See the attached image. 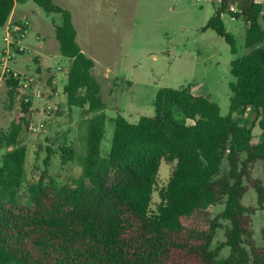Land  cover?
<instances>
[{
	"label": "trees",
	"instance_id": "trees-1",
	"mask_svg": "<svg viewBox=\"0 0 264 264\" xmlns=\"http://www.w3.org/2000/svg\"><path fill=\"white\" fill-rule=\"evenodd\" d=\"M26 1L0 0V32ZM32 1L61 17L55 37L61 55L71 61L64 86L67 104L99 112L95 62L77 42L71 12L53 0ZM225 14L244 21L247 50L231 63L236 81L230 85L227 116L199 87L163 88L153 117L135 123L121 115L112 119V148L104 156L105 117L97 114L89 124L83 177L74 186H61L45 170L28 188L30 205L19 200L28 155L19 138L23 126H29L32 104L21 105L10 131L0 130V146L12 148L0 165V264H264V248L253 238L257 209L243 204L252 188L264 211V183L253 176L254 165L264 162V132L259 143L253 141L256 120L264 130V5L220 0L204 28L215 31L237 55ZM21 78L13 71L5 79L11 102ZM173 108L182 111L184 123L173 118ZM250 115H255L251 125L243 122ZM74 157L72 148L61 147L63 165ZM163 162L173 169L161 187L157 175ZM44 163L48 168L50 155ZM219 204L224 210L214 217ZM220 219L229 222L222 246L229 248L227 257H220L221 248H211Z\"/></svg>",
	"mask_w": 264,
	"mask_h": 264
},
{
	"label": "rangeland",
	"instance_id": "rangeland-1",
	"mask_svg": "<svg viewBox=\"0 0 264 264\" xmlns=\"http://www.w3.org/2000/svg\"><path fill=\"white\" fill-rule=\"evenodd\" d=\"M264 5V0H257ZM69 10L77 31V42L85 55L95 62L92 71L99 87V112L70 107L64 95L71 61L60 53L55 28L61 17L48 14L32 0L19 4L17 18L29 21V33L20 43L25 47L21 62L14 71L37 77L41 82L43 98L32 106L29 126H23L19 141L28 150L27 174L19 200L30 205L28 188L38 182L45 170L61 186H74L83 177L87 154V137L91 118L97 114L105 117L102 154L107 156L112 148L115 125L113 118L121 115L135 123L141 117L155 115V100L163 88L179 89L189 85L203 89L218 103L221 114L230 112L232 92L230 85L236 79L231 74V63L246 55V29L242 19L223 15L227 31L235 37L237 55L230 45L211 29L204 30L220 6V0H53ZM17 18L0 32V59L7 49L4 37L7 28L17 25ZM264 29V20L261 19ZM19 24V23H18ZM14 52V49L12 50ZM38 59V60H37ZM61 67L62 70L58 71ZM19 114L16 99L11 102L5 80H0V130L10 131ZM173 118L184 123L182 111L173 108ZM251 125L255 115L243 117ZM256 120L253 129L254 143H259L264 132ZM43 124L40 133H33L30 123ZM187 123L192 124L191 121ZM68 146L75 157L62 164L61 147ZM12 148L0 146L2 156ZM50 155L47 168L45 160ZM172 164L163 162L157 179L165 186L171 176ZM228 169L227 164L224 167ZM253 176L264 183V162L253 167ZM158 201V195H154ZM243 204L256 208L252 215L253 238L264 248V211L259 210L257 193L249 188ZM219 204L213 216L224 210ZM212 243V250L221 248L220 257H227L229 248L222 247L229 222L220 219Z\"/></svg>",
	"mask_w": 264,
	"mask_h": 264
},
{
	"label": "built area",
	"instance_id": "built-area-1",
	"mask_svg": "<svg viewBox=\"0 0 264 264\" xmlns=\"http://www.w3.org/2000/svg\"><path fill=\"white\" fill-rule=\"evenodd\" d=\"M231 11H236L235 7H232ZM29 27L30 22L24 21L13 26L12 30L9 27L7 28L6 35L4 37L7 49L3 51L0 59V80H5L14 71L13 64L16 63V58L26 52L25 47H23L20 43L27 37ZM13 49L14 52L12 51ZM61 70L62 68L59 67L58 71ZM20 74H22V78L16 95L19 112L23 103L32 104L33 106L35 101L43 98V91L40 85L41 82L38 78L23 73ZM32 106L29 109L30 111L33 109ZM43 127V124H37L35 122L30 123V129L33 133H40Z\"/></svg>",
	"mask_w": 264,
	"mask_h": 264
},
{
	"label": "crops",
	"instance_id": "crops-1",
	"mask_svg": "<svg viewBox=\"0 0 264 264\" xmlns=\"http://www.w3.org/2000/svg\"><path fill=\"white\" fill-rule=\"evenodd\" d=\"M18 5H19V4H18ZM18 5L15 7V9H14L12 15H11V18H10V20H9V23H11L14 19L17 18V9H18ZM16 23H17V24H18V23H21V20L17 18ZM21 58H23V55H20V56H19V58H18V63L21 62ZM15 66H17V64H16V65H13V68H14V69H15ZM15 70H16V69H15ZM64 95H65V94H64ZM65 96H66V95H65Z\"/></svg>",
	"mask_w": 264,
	"mask_h": 264
}]
</instances>
